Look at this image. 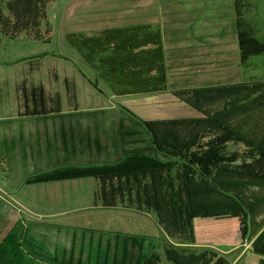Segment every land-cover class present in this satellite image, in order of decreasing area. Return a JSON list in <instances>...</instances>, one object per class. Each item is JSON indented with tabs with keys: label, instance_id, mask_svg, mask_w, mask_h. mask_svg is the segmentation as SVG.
<instances>
[{
	"label": "crops",
	"instance_id": "0c3cea01",
	"mask_svg": "<svg viewBox=\"0 0 264 264\" xmlns=\"http://www.w3.org/2000/svg\"><path fill=\"white\" fill-rule=\"evenodd\" d=\"M157 1L139 0L137 6L150 8L156 6ZM163 2L168 8L171 5L166 0ZM157 15L142 16L138 22L141 23L142 18L144 23L141 24L155 22L163 16ZM155 16L157 19L150 18ZM116 19L120 18L115 16ZM100 22H95L96 27L91 30H96ZM153 96L150 121L126 105L115 103V98H108L110 103L106 106L90 110H25L18 117L26 120L23 132L8 128L7 149L17 151L18 144H23L25 151H29L26 163L29 175L19 181H6L8 185L0 186V194L15 193L27 200L29 248L40 256L42 264H139L152 254L165 262L166 242L175 246L212 248L228 255L233 264L242 257L233 254L243 237L250 236L246 221L244 236L242 233L241 204L234 196L200 179L190 164L29 183L35 177L60 171L115 167L131 154L153 152L158 159H164L154 153L141 122H187L198 115L178 98ZM17 99L19 102L21 98ZM59 101L62 104L61 98ZM68 101L75 104L76 98H68ZM164 107L170 111H163ZM231 129L254 144L264 138V132L254 129ZM15 134H20V138ZM218 217L224 221L218 228L222 231H227V222L237 224V241L219 244L203 238L213 233L212 218ZM94 225L101 229L95 228V231ZM156 234L164 237L163 246L157 245Z\"/></svg>",
	"mask_w": 264,
	"mask_h": 264
},
{
	"label": "trees",
	"instance_id": "16d2710c",
	"mask_svg": "<svg viewBox=\"0 0 264 264\" xmlns=\"http://www.w3.org/2000/svg\"><path fill=\"white\" fill-rule=\"evenodd\" d=\"M58 1L12 0L4 5V0H0V28L5 31L12 25V29L24 32L32 26L40 29L42 26L46 30L50 26L48 9ZM227 4L225 11L231 10L232 18L227 20L229 14L222 13L219 31L211 33L207 29L199 30L203 20L168 19L172 15L198 13L195 9L185 11V2L181 1L176 8L166 10L163 18L151 24L109 27L68 35L69 44L80 52L115 97L170 95L187 104L198 117L193 119L195 122H141L154 146V153L162 155V160L153 152L131 154L124 163L115 167L60 171L35 177L29 183L190 164L200 179L234 196L241 204L245 210L244 220L249 224L250 238L254 239L252 251L264 257V138L259 144H254L231 129L236 121L264 109V88L261 87L264 82L251 83L242 73L226 78L221 74L215 82L199 83L196 79L201 72H217L226 67L245 70L251 59L264 55V40L258 38L256 27L249 18L252 4L248 0H228ZM228 22L229 25L226 24ZM229 44L238 46L236 52L230 53L237 55L236 59H226L225 52L221 50L222 46ZM67 87L70 88L69 82ZM45 92L41 85L28 90L24 83L21 98L26 110H61L59 98H42L46 96ZM236 96L239 98H233ZM221 101L220 113L212 119L205 109ZM204 119L207 121L202 122ZM194 132L199 133L198 138ZM181 134L185 136L180 138ZM238 145L244 147L242 152L232 150L231 147ZM259 217H263V222L257 227ZM15 218L12 210L0 199V250L7 243L14 242L11 228L15 226ZM20 247L22 244L19 242L17 248ZM164 249L165 260L169 264H233L228 255L219 254L212 248L175 246L166 242ZM29 255L32 256L30 252ZM139 264L165 262L157 254H152Z\"/></svg>",
	"mask_w": 264,
	"mask_h": 264
},
{
	"label": "rangeland",
	"instance_id": "374dc122",
	"mask_svg": "<svg viewBox=\"0 0 264 264\" xmlns=\"http://www.w3.org/2000/svg\"><path fill=\"white\" fill-rule=\"evenodd\" d=\"M12 0H4V5ZM139 0H59L48 9L49 25L41 29L32 26L28 31H19L18 28L12 29L8 27L5 31L0 28V186L5 187L6 181H19L21 178L29 175V151H25L23 144H18L17 151H9L6 143L10 138L7 131L11 127L17 128V132L21 133L26 122L23 118H18L19 113L26 110L24 99L22 97V87L26 84L28 90L32 86L41 85L45 89L46 96L42 98H61V108L64 110H90L101 105L110 103L108 98H115L117 104L126 105L141 118L150 121V113L153 112L152 101L150 98L154 96H126L115 97L108 85L101 80L97 73L83 59L78 50L72 47L68 42V35L76 33H85L96 27L95 22L99 23L102 29L109 27H132L135 25H145L138 22L142 16L149 14H158L160 17L166 10L176 8L180 1L185 2V11H192L189 15H172L168 17L170 20L180 18L197 19L202 21L199 25V30H208L209 33L219 31L222 23L221 14H229L227 20L231 19V10L225 11V6L228 0H166L171 4L169 8L164 6V0H158L156 6L150 8H138ZM251 4L250 20L254 23L258 38L264 40V0H248ZM206 2V4H205ZM167 5V4H166ZM195 12V13H194ZM227 12V13H226ZM6 14L8 12H5ZM201 13V14H200ZM192 14H196L195 17ZM120 19L114 20V17ZM125 16V17H123ZM123 17V18H122ZM127 17V18H126ZM111 18V19H110ZM151 19H157L155 16ZM163 18V16H162ZM108 19V20H107ZM161 19V18H160ZM167 20V17L165 18ZM113 20V21H111ZM147 22V21H146ZM165 21H163L164 24ZM152 22L146 23L151 24ZM227 25L230 22L226 23ZM42 25V23H40ZM111 25V26H110ZM165 25V24H164ZM98 26V25H97ZM108 26V27H107ZM162 27V26H161ZM8 29V30H7ZM222 29V28H221ZM7 33V34H6ZM164 33V32H163ZM216 33V32H215ZM3 34H6L4 36ZM9 34V35H8ZM237 44H229L221 47L225 52L226 59H236L237 55H231V52H236ZM229 53V54H228ZM36 57V58H35ZM33 58V59H32ZM35 58V59H34ZM190 60L186 62L189 63ZM245 70L239 68L233 69L226 67L209 72H201L196 75L199 83L215 82L218 78L245 74L252 82H264V55L255 59H251ZM237 77V76H236ZM67 82L70 88L67 87ZM96 85L98 88H96ZM262 89L264 86H261ZM17 89V91H16ZM69 91V93H68ZM18 98L19 102H18ZM68 98H76L75 104L68 101ZM165 98H170L165 96ZM239 98V97H233ZM222 101L205 109L209 116L213 119L217 113H220ZM78 107V108H77ZM74 108V109H73ZM163 111L169 112L168 107L162 108ZM207 119L202 120V122ZM183 123L181 121H178ZM187 122H195L187 121ZM199 122V121H198ZM217 127V126H215ZM231 127L239 128L243 131L254 129L255 132H264V112H256L249 117L238 120ZM214 133V132H213ZM17 135V134H15ZM188 135V134H187ZM195 137L199 133L194 132ZM20 138V134L17 135ZM185 135H179L183 138ZM198 138V137H196ZM195 138V139H196ZM191 138H187L190 140ZM3 140V141H2ZM6 140V143H5ZM3 143V144H2ZM20 143V141H19ZM14 146V145H13ZM11 147V145H9ZM240 152L244 147L241 145L231 147ZM13 156V157H12ZM15 162L10 164V162ZM29 164V163H28ZM17 167L14 169L13 168ZM16 172V174H15ZM17 194L1 195L0 199L6 206L15 214L11 228L14 242L7 243L0 250V264H42L39 255H35L29 250V204L26 199L19 198ZM243 208V207H242ZM28 209V210H27ZM243 212H245L243 208ZM90 215V214H89ZM263 217H259L258 225L262 224ZM214 219L211 223L213 233L204 235L207 241L218 242L237 241L238 228L237 224L227 222V231H222V218ZM245 220L243 214L242 233L245 234ZM230 227V228H229ZM98 230L100 227L94 225ZM104 229V228H103ZM37 233L36 231H32ZM157 245L163 246L164 237L161 234H156ZM253 235V234H252ZM251 236L243 237L240 247L233 253L236 256L242 255L236 264H264V257L255 254L252 251ZM246 238L248 240H246ZM248 241V242H247ZM22 247L17 248L18 243ZM251 243V244H250ZM29 252L32 256L29 255ZM218 252V251H217ZM220 254V252H218ZM33 254L35 256H33ZM222 254V253H221ZM233 255V256H234ZM165 264H169L165 259ZM233 262V261H232Z\"/></svg>",
	"mask_w": 264,
	"mask_h": 264
}]
</instances>
